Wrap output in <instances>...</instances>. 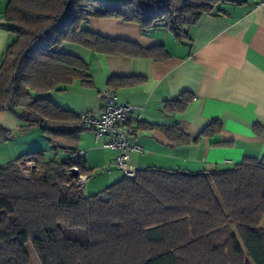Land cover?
Wrapping results in <instances>:
<instances>
[{"label": "trees", "instance_id": "trees-1", "mask_svg": "<svg viewBox=\"0 0 264 264\" xmlns=\"http://www.w3.org/2000/svg\"><path fill=\"white\" fill-rule=\"evenodd\" d=\"M247 1L8 0L4 18L15 38L0 62V111L20 120L21 132L40 127L50 149L68 156L57 162L33 151L0 166V264H30L27 243L40 264H264V162L245 158L198 172L137 168L134 177L86 196L70 173L73 167L92 173L77 154L78 113L45 95L75 80L92 84L87 62L61 52L63 43L108 54L166 55L161 45L144 48L93 32L85 27L88 18L133 22L143 33L165 27L182 40L188 26L220 3ZM180 97L172 102L178 110L192 95ZM148 127L170 143L189 140L177 126ZM220 130L212 120L199 136ZM11 136L0 128V142ZM27 159L33 166L26 174L19 165Z\"/></svg>", "mask_w": 264, "mask_h": 264}, {"label": "crops", "instance_id": "crops-1", "mask_svg": "<svg viewBox=\"0 0 264 264\" xmlns=\"http://www.w3.org/2000/svg\"><path fill=\"white\" fill-rule=\"evenodd\" d=\"M7 2L0 0V62L15 38L4 18ZM85 27L144 48L161 45L166 51L164 57L152 58L101 53L63 43L61 52L87 62L92 84L86 87L75 80L64 89L45 94L56 106L74 113L99 112L100 92L105 87L112 89L120 104L142 105L141 120L132 124L135 138L131 141L143 148L131 154L136 168L198 172L230 167L245 158L264 162V0L220 3L213 13L188 26L182 40L165 27L143 33L136 23L116 18H88ZM111 79L115 81L109 86ZM186 92L192 95L191 101L182 110L174 108L172 102ZM212 120L220 121L221 130L213 136H199ZM21 124L9 112L0 111V128L12 131L10 139L0 142V166L30 153L23 150L26 137L17 133ZM151 125L177 126L189 140L170 143L160 130L148 127ZM84 131L77 149L86 151L84 160L92 169L84 188L88 196L122 174L117 169L107 171L115 153L102 146L104 138L95 140L91 131ZM85 134L91 135L89 142ZM96 169L110 176L102 180L110 183L101 190L89 185L90 178L99 174ZM89 189L94 192L87 194Z\"/></svg>", "mask_w": 264, "mask_h": 264}, {"label": "built area", "instance_id": "built-area-1", "mask_svg": "<svg viewBox=\"0 0 264 264\" xmlns=\"http://www.w3.org/2000/svg\"><path fill=\"white\" fill-rule=\"evenodd\" d=\"M100 98L102 106L99 112H78L79 127L91 131L95 136V140L104 138L102 146L115 153L112 165L107 167L108 172L117 169L122 176L134 177L137 168L131 163V154L142 152L143 148L137 142L131 141L135 138L132 124L141 120L143 106L120 104L109 87H105L100 92ZM77 154L84 158L86 151L78 150ZM32 164L33 162L27 159L19 167L23 173H26L32 167ZM74 179L76 188L84 192L88 175L79 173Z\"/></svg>", "mask_w": 264, "mask_h": 264}, {"label": "rangeland", "instance_id": "rangeland-1", "mask_svg": "<svg viewBox=\"0 0 264 264\" xmlns=\"http://www.w3.org/2000/svg\"><path fill=\"white\" fill-rule=\"evenodd\" d=\"M83 132H85V131L83 130ZM17 133L20 136L26 137V142H25L26 144H23V146H24L23 150L26 149V150H28L27 152L43 151L45 156L49 160H56L57 162L64 161L66 156H68V155H65L64 153H62V151H60V150L58 151L57 155H55V153L50 149L48 142H47V139H46V136L40 127H32L25 132H17ZM84 137H85V140L89 142L91 135L85 134ZM23 162H24V160L22 161V163ZM32 166H33V164H32ZM98 171H99V174H97V173L94 174L89 180L90 186H91V184H94V188H95L94 190H97V189L101 190L102 188H104V186H107L108 182H109V181L108 182L102 181V180H106V178L110 177L107 174V172H105L103 170H102L103 172H101V169L97 170V172ZM27 173L28 172H26V174ZM92 192H94V191L89 189L87 191V194H91ZM25 247H26V251L28 254L30 264H40V262L36 256L33 248L31 247V245L29 243H27Z\"/></svg>", "mask_w": 264, "mask_h": 264}, {"label": "water", "instance_id": "water-1", "mask_svg": "<svg viewBox=\"0 0 264 264\" xmlns=\"http://www.w3.org/2000/svg\"><path fill=\"white\" fill-rule=\"evenodd\" d=\"M71 176L76 177L79 174V171L76 168L70 169Z\"/></svg>", "mask_w": 264, "mask_h": 264}]
</instances>
